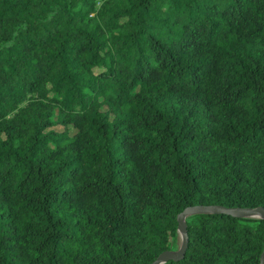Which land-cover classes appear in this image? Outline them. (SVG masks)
<instances>
[{
    "label": "trees",
    "instance_id": "trees-1",
    "mask_svg": "<svg viewBox=\"0 0 264 264\" xmlns=\"http://www.w3.org/2000/svg\"><path fill=\"white\" fill-rule=\"evenodd\" d=\"M193 205L264 207V0H0V264H149ZM185 221L164 264L259 263Z\"/></svg>",
    "mask_w": 264,
    "mask_h": 264
},
{
    "label": "water",
    "instance_id": "water-1",
    "mask_svg": "<svg viewBox=\"0 0 264 264\" xmlns=\"http://www.w3.org/2000/svg\"><path fill=\"white\" fill-rule=\"evenodd\" d=\"M200 213H212V214H225L233 217H248V218H260L264 219V207L258 206L254 208L249 207H225L222 205H193L184 208L178 213L177 220V232L180 236V245L176 250H165L161 252L151 263L149 264H164L169 260L178 261L181 260L186 252L188 246V233L186 226V218L192 214ZM264 264V248L260 254L259 263Z\"/></svg>",
    "mask_w": 264,
    "mask_h": 264
},
{
    "label": "rangeland",
    "instance_id": "rangeland-1",
    "mask_svg": "<svg viewBox=\"0 0 264 264\" xmlns=\"http://www.w3.org/2000/svg\"><path fill=\"white\" fill-rule=\"evenodd\" d=\"M179 245H180V236L177 235V239H176V247H175L173 250L178 249Z\"/></svg>",
    "mask_w": 264,
    "mask_h": 264
}]
</instances>
